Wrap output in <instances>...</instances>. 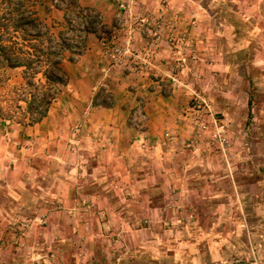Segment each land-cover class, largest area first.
Masks as SVG:
<instances>
[{
  "label": "crops",
  "instance_id": "1",
  "mask_svg": "<svg viewBox=\"0 0 264 264\" xmlns=\"http://www.w3.org/2000/svg\"><path fill=\"white\" fill-rule=\"evenodd\" d=\"M185 2L192 3H187L190 8L187 5L186 8L193 15H186L183 18L184 21L177 27L183 29L184 25L191 24L192 26L187 29L191 42L195 43L198 36L206 38L209 35L205 30L202 31V35L193 30V25L199 24L195 21V17L200 18L201 21L208 18L207 15H201V10L193 5L192 0ZM4 4H6L4 0H0V9ZM87 4L107 8L106 4L98 0H88ZM196 13L199 15H194ZM104 16L110 18L113 15ZM115 16L112 17L113 20ZM92 37L88 35L86 38L92 41ZM126 38L127 36H122L123 43L127 40ZM135 39L133 49L134 45L137 49H143L147 42L145 37L135 35ZM89 47L87 45L85 53L80 58L82 62H77L75 65L62 63L67 73V83L61 87H54L57 91H61L60 101L56 99L57 102L50 104L46 116L37 124L27 125L23 132L31 136V142L33 139L37 141L38 151L47 154L49 151H46L48 141L46 137L51 138L53 135L52 138L55 140L56 136L61 134L60 131H66L72 135L74 128L75 132H79L77 139L73 141L75 147L66 142L64 145L68 148L73 147L75 151H79V154L81 151L85 155H81V158L85 160H76V164L78 162L80 167L86 162L90 164L89 176L92 177L89 180L90 189L85 190L81 187L78 190L69 191L68 185L64 183L66 178L60 177L59 183L65 186L66 191L58 195L54 193L51 196L46 192V195L51 197L52 202L57 199V203L62 202L68 206H71L74 200L85 198L91 201V205L83 206L81 209L79 207V209L86 210L85 212L88 213L84 220L67 224L64 210L66 207H63L65 205L57 206L56 203L50 206L39 203L35 206L29 204L30 206L27 205L25 211L21 210L23 212L34 211L33 213L45 210L44 213L48 215L45 221L46 227H39L38 233L34 234L36 227L31 226L24 235L25 238H19V243H17L7 237L9 230L4 231L5 221L8 223L11 221L4 216L9 215L8 211L0 208V215L4 217L0 219V264L5 261L8 264H34L39 260H41L40 264H49L48 258L51 252L58 260L64 261V264H108L104 261V254H107L110 239L114 235L119 236L118 241H123L128 247L129 254L134 252L133 254L141 255L143 251L139 248L158 247L159 240L155 239L157 236L160 240H166L161 243L183 247L181 255L178 251L172 253L171 264H179L181 260L192 264L189 255L195 254L190 248V242L188 243L189 238H192L189 236V230H202L205 227L213 229L215 226L211 222L196 219L192 223L186 222L180 226L177 217L172 218L171 232L168 230L161 232L157 222L153 225L151 222L140 229L137 227L136 220L134 221L129 215L140 213L152 221L163 208L157 203L154 195L162 188L165 192L167 188L171 189V193L180 201L190 200V205L186 204V208H189L187 212L189 215L192 212L200 214L201 220L205 219V213H227L228 209L234 214L250 212L249 214L253 215L259 212L260 205H257L255 201L260 197L259 192L264 194V177H228L225 165L224 176L214 177L209 172L204 175L192 174L190 173L192 171L186 169L187 162L184 161L186 157L188 161L191 157L179 145L184 146L193 134L194 124L187 120L185 113L192 104L191 93L199 86L195 78L197 75H203L206 78V94L203 98L209 106V111L211 109V111L221 113L223 118L219 126L223 129L230 128V111L225 105L232 103L223 101L219 95L221 92L217 89L219 93L213 92L212 81L215 74L213 77L211 72L221 71L223 65L217 59V63L211 65L190 60L188 57L191 48L182 51L180 56L171 47L157 44L152 47L153 55L147 63L130 58L126 66L118 67L106 62L105 57H102L104 51L101 48L98 50L96 47L90 50ZM210 48L214 55L215 50ZM99 54L100 58H98ZM180 58L185 60V67L175 72V62ZM72 68H76L79 73L75 79L69 74ZM137 112H140L143 117L142 122L136 120ZM77 122L80 123L76 128L74 126ZM53 124L55 127L52 126ZM45 126L47 131L38 132L39 129L42 131ZM50 126L53 127L52 130L49 129ZM21 130L18 128L15 135L12 134L11 137L7 136L9 135L7 131L0 135V183L5 182L12 186L11 194H8L11 200L17 202L19 197L24 196L28 204L32 197V203L35 204L34 198L38 200V197H35L34 191L31 192V187L26 186L27 183L32 182V179H35V177H27L30 173V166L27 163L33 151H26L19 145L14 146V138L16 137L19 141ZM85 135L89 141H84ZM69 141L72 142V140ZM60 144L61 147L64 146L63 143L60 142ZM101 169L105 173H100L99 177H93ZM3 173L13 177H4ZM70 178L72 180V177ZM78 180L82 181L80 177ZM243 185L246 187L245 190H243ZM163 191L160 192L158 198L164 201L166 194L164 195ZM242 192L253 204L247 199V201L244 200ZM129 197H131V203L126 200ZM261 197L264 199V196ZM111 198L118 200L117 203H112ZM239 201L241 206L238 207ZM38 202L41 201L38 200ZM250 207L256 208L252 211L253 213ZM263 209L260 210L261 213L264 212ZM171 211L177 210L172 209ZM241 221V218L236 219L235 229L241 227ZM140 235H142L141 238H139ZM170 235L172 236L169 237ZM141 240H149L150 243L141 245ZM17 244L27 249L28 254L24 251L19 252ZM136 245L142 247H135ZM148 253V251L144 252V254ZM222 256L225 258V255ZM208 258H213L214 261L224 260L220 257L214 259L213 254ZM124 259L125 255L120 258L122 264ZM144 260L147 263L146 257L142 261ZM193 262L203 264L204 259L201 256L194 258Z\"/></svg>",
  "mask_w": 264,
  "mask_h": 264
},
{
  "label": "rangeland",
  "instance_id": "2",
  "mask_svg": "<svg viewBox=\"0 0 264 264\" xmlns=\"http://www.w3.org/2000/svg\"><path fill=\"white\" fill-rule=\"evenodd\" d=\"M56 1L54 3L53 0H11L10 4L6 3L2 6L0 15H32L36 19L38 27L29 33L25 42L18 39V44L25 52H29L28 49L31 51L32 45H35L36 49L46 50V52L49 49L53 52L58 50L63 43L61 65L64 62L71 65L82 62L80 58L85 53L87 45L90 46V50L96 49V47L99 50L101 48L100 40L106 39V35H111L117 27V15H126L127 18L128 16L134 18L137 15H145L151 25L157 20V17L163 16L166 20L162 26L164 32L167 24L174 21L175 17L184 18L186 15H193L186 8L187 3H192H184V1L188 0H135L133 3H130L131 0H98L100 3L106 4L107 8L99 5L91 6V4H87L88 0ZM192 2L195 7H199L201 15H207L208 18L201 21L200 18L195 17V21L199 24L193 25V30L201 35L202 31L205 30L209 35L206 38L198 36V40L195 43L194 41L190 43L189 48L191 50L188 58L205 65L215 64L217 61L223 65L221 71L211 72L213 77L215 74L212 81L213 92L217 89V91L221 92L219 95L222 100L232 104L225 105L230 111V128L223 129L219 126L223 116L215 110L211 111L210 109L208 114L210 118L206 117L210 129H214L215 125L222 129L227 139L225 150L222 151L216 148L208 138L203 139V142L195 152L189 151L182 144H179L191 157L189 161L186 159L187 157L183 158L187 162L186 169L196 175H204V173L209 172L214 177H219L224 176L225 165L228 177H264V0H192ZM121 4L128 5V7L121 10ZM104 15L116 16L113 20V16L106 18ZM194 15L199 14L196 13ZM183 21L181 19V22ZM127 22V26L124 27L123 31L118 33L121 41L126 28L133 29L139 37L143 36L142 28L136 22H131V19L127 20ZM173 24L180 26L178 22H173ZM176 29L178 31L185 30L186 25L183 26V29L179 27H176ZM35 30L39 32V38L32 36L35 35L33 32ZM88 35L93 36L92 41L86 38ZM198 41L199 43L197 44ZM145 44L143 49H137L134 45V51L141 53L146 47L152 49L156 45L148 40ZM210 44L212 46H209ZM158 45L166 46V43L163 41ZM210 47L215 50L213 51L215 56L211 53ZM100 57L99 54L98 58ZM102 57H105L106 62L112 65L104 52ZM40 60L41 63H34L33 68L35 72L39 73L35 74V76L33 75V78L30 77V70H26L24 67L8 68L4 62L0 61V135L5 134L7 131L9 134L7 136L11 137L12 134L15 135L18 128L22 129L20 142L15 137L14 146L18 147L19 145L26 151H33L30 161L27 163L30 166V173L27 177H35V179L31 178L32 182L27 183L26 186L31 187V192L34 191L35 197H38V200L41 201L38 202L37 198H34V204L31 197L27 204L24 196L22 198L19 197L17 202L13 199L11 200L8 194H11L10 188L12 186L5 182L3 184L2 182L0 183V208H5L8 211L9 215L4 216L11 221L10 223L5 221L6 228L4 231L7 232L9 230L7 237L17 243H19V238H25L24 235H26L31 226L36 227L35 231H33L34 234L38 233L39 227H46L45 221H47L48 215L44 213L45 210H39L36 213H33L34 211L23 212L27 205L37 206V204L42 203L43 205L54 206L58 201L56 199L52 202L53 200H50L51 194L56 193L58 195L62 191H66L65 186L63 187L59 183L60 177L67 179H65L64 183L68 185L67 189L69 191L78 190L81 187L85 190L90 189L89 180L92 179L89 176L91 169L88 162L81 167L78 166V162L76 164V160H85L81 158V155L83 156L84 154L81 151V154H79V151H75L73 147L68 148L64 145L66 142L68 145L70 143V146L75 147L73 141L77 139L79 132H75L74 127L77 128L80 122H77V125L73 127L74 133L72 135L66 131H60L61 134L56 136L55 140L52 138L54 137L53 135L51 138L49 136L46 137L48 139L46 151H49V154L38 151L39 145L37 141L33 139L31 142V136L23 133L26 126L31 125L30 121L36 117L27 109V103L31 100L33 94L37 98L42 99L45 91H50L53 97L51 104L57 102L56 99L60 101L61 91H57L54 87H61L62 85H49L45 82L42 77L44 57L41 56ZM174 70L178 72L176 68ZM69 72L74 79L79 76L76 68H72ZM195 78L199 85L195 91H198L204 97L206 94V78L203 75H197ZM217 91L215 92L216 94L219 93ZM63 98L66 99L65 97ZM40 121L33 124H37ZM52 126L55 127L54 124ZM52 126L49 127L50 130L53 129ZM43 130L47 131L48 129L45 126L42 131L39 129L38 132H43ZM85 137L86 135L83 137L84 141H89V138ZM69 140H72V142ZM60 142L63 143V147L60 146ZM193 164L194 166H192ZM99 171L93 177H99L100 173H105L102 169ZM3 176L13 177L10 175L6 176L4 173ZM70 177H72V180ZM78 177L82 181H79ZM243 187V190H245V185ZM161 191H163V188L154 195L157 203L161 204L168 212L162 208L152 221L145 216L143 217L140 213L138 215L130 214L129 217H133L134 221L136 220L137 227L142 229L151 222L152 225L157 222L160 225L161 232L166 230L171 232L173 228L171 223L177 217L179 218L180 226H183L186 222L192 223L196 219L202 222H211L215 226L213 229L205 227L202 230H189V236H192V238H189L188 243L190 242V248L195 254L189 255L192 259V264H198L194 263L193 259L201 256L204 259L203 264H264V212L261 213L260 211L264 207V204H262L264 199L261 197L264 194L259 192L260 197L256 198L255 201V203H258L257 205H260L258 213L252 212L256 209L255 207H250L253 215H250V212L234 214L229 212L232 210L228 209L227 213H205V219L201 220L200 214L192 212L189 215L187 212L189 208H186V204L190 205V200L183 199L180 201L171 193L172 190L167 188L168 192L163 191L164 195L166 194V199L163 201L158 198ZM46 192L50 196H47ZM242 194L244 200L247 201L245 194L243 192ZM130 199L131 197L126 200L131 203ZM111 201L115 204L118 200L111 198ZM248 201L251 202V200ZM58 205H65L63 207H66L64 208L66 211L65 217H67L65 218L67 219L66 223L70 224L85 219V215L88 212L80 209L83 206L91 205V201L79 198L74 200L71 206L62 202L57 203ZM239 206H241L240 201L238 202ZM172 209L177 211L173 212L171 211ZM238 218H241L242 224L239 229H235V221ZM0 219L2 220L4 217L0 215ZM119 239L120 237L117 235L110 239L111 243L108 246L107 254H104V261L108 264H120L122 262L120 258L124 255L123 264H171L172 253L178 251V254H180L183 251V247L166 245L161 243V241L165 242L166 240H160L155 236V239L159 240L158 247L147 246L144 248L141 245L150 243V241L141 240V245H136L135 247L141 246L142 248H139V250L141 249L143 254H133L134 252L129 254L128 247L124 245L123 241L119 242ZM17 245L19 252L24 251L28 254L27 249H23L19 244ZM145 251L149 253L144 254ZM211 254L215 255L214 259L216 257L223 258L222 255H225V258L221 261H214L213 258H208ZM145 257L148 260L147 263L145 260L142 261ZM48 260L49 264H64V261L58 260L53 252L50 253ZM182 261L179 264H187ZM40 263L41 260L34 262V264ZM3 264L8 263L5 261Z\"/></svg>",
  "mask_w": 264,
  "mask_h": 264
},
{
  "label": "built area",
  "instance_id": "3",
  "mask_svg": "<svg viewBox=\"0 0 264 264\" xmlns=\"http://www.w3.org/2000/svg\"><path fill=\"white\" fill-rule=\"evenodd\" d=\"M134 1L135 0H131L130 3H133ZM53 2L56 3L57 1L53 0ZM126 7H128V5L121 4L120 6L121 10H124ZM117 18V27L109 38H103L100 40V46L105 55L110 59L111 63L118 67L126 66L130 61V58H136L142 60L143 63H147L153 55V51L150 47H146L141 53L134 51L133 44L136 42V34L131 28H126L124 30L123 34L124 36H127V40H125L124 43L120 40L118 33L123 31L124 27L127 26V20L129 21V19H131V22H136L137 25L142 28V37H145V39L156 45L165 41L166 45L171 47L174 52L179 53V55L182 51H185L190 47L191 40L187 27L191 26V24H186V29L181 31H178L176 29L177 26L173 24V22L182 23V17H175L174 21L169 22L166 26L165 32L162 28L163 22L165 23L166 21L163 16L157 17V20L153 22V25L149 23L148 17L145 15H137L134 18L128 16L129 19L126 15H117ZM184 67L185 60H182V58L175 62V68L177 70H181ZM191 95L192 104L187 108L185 117L194 124V128L193 134L185 142L184 147L189 151L195 152L198 146L203 142V139L208 138L212 145L224 151L227 145V139L220 127L215 125L214 129H210L209 122L206 120V117L210 112L206 100L198 91L193 90ZM136 120L139 122L143 121L140 112H137Z\"/></svg>",
  "mask_w": 264,
  "mask_h": 264
},
{
  "label": "trees",
  "instance_id": "4",
  "mask_svg": "<svg viewBox=\"0 0 264 264\" xmlns=\"http://www.w3.org/2000/svg\"><path fill=\"white\" fill-rule=\"evenodd\" d=\"M10 1L4 0V3L10 4ZM36 27H38V23L32 15H0V61L4 62L8 68L24 67L26 70H30V77L33 78V75L35 76V74L39 73L35 72L34 63H41L40 57L43 56L42 77L45 82L49 85H65L67 83V75L61 65L63 43L58 50L53 52L49 49H47V52L46 50L36 49V46L32 45L31 51L28 49L31 53L25 52L18 44V39L25 42L26 37ZM33 32L35 34L32 35L33 37H40L38 31L35 30ZM109 36L107 34L106 38H109ZM52 99L50 91H45L42 99L37 98L35 94L32 95L31 100L27 103V109L36 117L30 121V124L40 121L45 116Z\"/></svg>",
  "mask_w": 264,
  "mask_h": 264
}]
</instances>
